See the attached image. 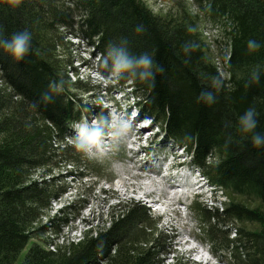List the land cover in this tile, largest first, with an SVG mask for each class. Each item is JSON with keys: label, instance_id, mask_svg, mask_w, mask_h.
<instances>
[{"label": "trees", "instance_id": "1", "mask_svg": "<svg viewBox=\"0 0 264 264\" xmlns=\"http://www.w3.org/2000/svg\"><path fill=\"white\" fill-rule=\"evenodd\" d=\"M192 2L198 12L184 3L162 15L144 0H0V39L25 29L32 34L23 60H13L0 47V264H166L170 254L159 221L138 204L113 209L109 223L85 231L78 240L56 243L70 223L68 213L75 211L68 205L50 217L52 203L68 190L54 173L71 167L81 174L74 177L67 169V178L80 179L89 168L66 142L72 124L88 115L74 91H98L84 88L81 81L69 84L68 74L76 75V69L60 50L71 44L70 38L90 40L99 50V73L117 83L103 91L126 87L140 107V118L159 125L216 193L226 195L221 211L194 202L213 256L224 255L232 264H264V147H253L251 134L240 133L238 125L239 116L255 107L256 130L264 133V0ZM203 18L222 29L231 48L223 59L228 78L210 55ZM137 26L143 30L137 32ZM125 38L130 52L148 51L163 66L154 86L112 77L103 66L108 46ZM249 39L260 41L261 48L250 52ZM257 68L258 82L252 78ZM215 76L222 80L213 89L215 102L198 101ZM53 81H62L63 91L46 103L40 97ZM102 112L107 110L99 103L95 117ZM47 235L52 240L34 244L20 261L30 242ZM172 264L193 262L174 256Z\"/></svg>", "mask_w": 264, "mask_h": 264}, {"label": "rangeland", "instance_id": "2", "mask_svg": "<svg viewBox=\"0 0 264 264\" xmlns=\"http://www.w3.org/2000/svg\"><path fill=\"white\" fill-rule=\"evenodd\" d=\"M144 1L154 12L162 15H167L173 11H177L182 5H184V3L189 5L193 4L192 10L194 13L196 11L198 12L197 7L194 6V2H192V0ZM202 24L204 26V37L206 38L210 47V55L215 58L218 70L222 72L223 77L228 78L223 66V59L231 50V48L227 45L228 41L225 38L222 29L216 24H213L207 18L202 19ZM70 41L71 44L65 45L63 50H60V55L66 58L67 62H72L73 68L76 69L75 72L78 73V76L77 74H68L69 78L71 79V83L69 84H72L76 81H81V84L84 86V88L91 87L94 90L95 88L98 89V91L95 90V92L92 93L85 92L86 94L81 91H74L75 94L79 95L81 100L79 107L82 106V111L88 113L86 118L91 120L96 115L95 113L99 108V103L103 108H105L98 96L104 97L105 95L104 99H106V97H108L106 94L108 91H103V89L113 85V83H115V79L111 78V80H108L101 78L102 76L99 73V50L96 48V46H93L94 44L91 45L92 43L90 40L70 38ZM67 71H69V68H67ZM99 89L101 91H99ZM113 89L114 88H112L111 91ZM124 89H126V87H124ZM128 95L129 92H126L122 96L127 99ZM114 98L116 99L114 102L115 105H120L122 109L121 114L132 120V116L136 114L134 113L135 110L131 111L133 106H136L135 101L134 103L133 101L127 102L126 99L118 101V99H121L120 95L114 96ZM139 111V108H137L136 112ZM143 121H146L148 125L152 123V119L150 118H147V120L145 119ZM159 127V125L153 122L152 128H149L146 132L147 134L144 136L145 138H148L152 135L155 136L154 139L149 138L147 141V145L149 144L150 139L155 142V144L152 145L153 150L151 153H141L142 151L131 153L129 152V147H123L122 143L118 148L111 149L104 159L100 161L96 159H89L75 150L76 154H79L83 159L87 160L89 164V168L87 169L88 171H84L87 172L86 174L88 177H83L80 179H73L72 177L67 178L68 170L73 172L72 174L74 177H77L81 174L82 170L76 172L71 170V167H67L68 170L65 169L63 172L59 173L56 171V173H54V180H56L61 187H65L68 190L61 199L52 203L50 217L52 218L53 216L57 215L63 207L68 205H72L75 211V215L68 213V220L70 223L68 226L62 229L61 235L59 236V241L58 239H55L57 244H62L63 240H78L85 231L89 229H96L102 227L106 223H109L111 212L113 209H119V206L124 207L132 204H138L141 206L146 205L145 207L147 208V202L142 198V187H140L141 181L139 180L140 178H138V171H136L135 168L137 169L139 167H143V169H155L157 172L171 155H177L179 158V163L187 161V159L184 160L181 157L183 152L178 150L179 148H177L173 142L166 138V135L163 134L161 130L159 131ZM67 142L69 146H72L69 141ZM72 148L74 147L72 146ZM134 148L136 149L135 146ZM137 155H139V157ZM134 163L136 165H134ZM140 173H144V171H140ZM108 182L111 184H107ZM163 182L165 183V188L167 185L176 183L174 181L168 182L167 178L163 179ZM199 193L202 196L199 197L200 199L195 198V200H198L200 204L202 203L208 208H217L221 211L224 203H228L226 200V195L219 191L217 193L213 191L212 194H205V192L202 190ZM143 194L146 195L145 193ZM214 198L217 199L212 202V199ZM232 198L236 201H242L245 203H257L250 198H241V196H232ZM193 200H188L186 202L187 205H190ZM193 209L194 207L192 205L190 207L181 206L176 209L175 215L166 214V216H163V208L160 210H150V216L155 221H159L157 226L159 233L162 234L163 237L167 236L169 238L168 242L171 246H168L166 249L167 252L170 251V254L167 255V259L165 261L166 264H172L174 256L184 258L190 263L193 262V264L234 263L233 261L231 263L230 260V263H227V259L224 255H221L219 259L213 257L211 261H205V259H208L206 250L210 251L209 245L206 243V235L204 234V231L201 230V220L193 211ZM190 232L191 237L195 240H191L190 244L183 246L182 243L185 240L184 234H188ZM178 236L181 238L177 239ZM47 238L52 240L53 237L51 235H47L43 236V240L39 238L34 240V242H30L20 257V261H22L23 257L28 253L29 249L34 244H42L44 246L43 241ZM202 246L205 248L203 252L201 251ZM193 248L199 251L197 255H192L188 252ZM203 260L205 261L204 263L198 262Z\"/></svg>", "mask_w": 264, "mask_h": 264}, {"label": "clouds", "instance_id": "3", "mask_svg": "<svg viewBox=\"0 0 264 264\" xmlns=\"http://www.w3.org/2000/svg\"><path fill=\"white\" fill-rule=\"evenodd\" d=\"M18 4L20 0H15ZM142 26H137L136 31H142ZM32 43V34L27 29L14 32L10 38L0 39V47L9 54L13 60H23L29 53ZM127 39H122L119 43H112L108 46L106 55L102 61L103 66L112 77H131L144 82H150L153 86L157 72H163V66L156 63L154 56L148 51L140 54L130 52ZM261 42L256 39H249L247 48L250 52L261 48ZM185 50L188 48L186 46ZM260 69L257 68L252 73L254 81L260 79ZM103 78V77H101ZM222 86V80L219 76L212 77L210 87L203 88L197 97L198 101L211 105L216 100L213 89H219ZM63 91V82H50L49 89L41 94L40 99L44 102H50L53 99V93ZM39 101H37V104ZM258 111L255 107H248L243 114L239 116V131L242 134H251L253 147H264V133L257 131ZM74 134L69 142L77 152H80L89 159L102 161L108 151L118 148L124 143L131 131V120L126 118L120 112L112 109L108 112H102L99 116L89 120L83 118L74 122L72 125Z\"/></svg>", "mask_w": 264, "mask_h": 264}, {"label": "bare ground", "instance_id": "4", "mask_svg": "<svg viewBox=\"0 0 264 264\" xmlns=\"http://www.w3.org/2000/svg\"><path fill=\"white\" fill-rule=\"evenodd\" d=\"M127 89V88H126ZM116 90L115 89H113L112 91L111 90H109L108 92H109V94L111 95L112 93H114ZM108 92L106 93L108 96H109V94H108ZM106 95V96H107ZM105 96V95H104ZM137 108H139V110H140V107H136L135 108V111L137 110ZM141 111H139L138 113H140ZM153 121V120H152ZM154 122V121H153ZM170 140V139H169ZM171 141V140H170ZM150 150H151V148H150ZM138 157H139V155H137ZM142 161V160H141ZM134 165H136L135 163H134ZM135 170H136V168H135ZM137 170H141V171H143L144 169H143V167H139V168H137ZM139 175V174H138ZM138 178H141V176L139 175L138 176ZM150 185H152L153 186V184L152 183H149ZM150 185H148V184H143V186H141V184H140V187H143V188H146V189H148V188H150V187H152V186H150ZM170 190H172L173 189V187H170L169 188ZM145 194H147V193H145ZM164 194L166 195L167 194V192H164ZM169 200H171V201H173V199H169Z\"/></svg>", "mask_w": 264, "mask_h": 264}]
</instances>
